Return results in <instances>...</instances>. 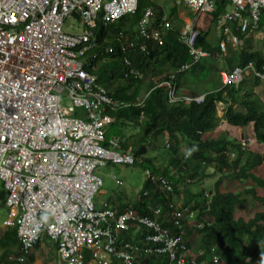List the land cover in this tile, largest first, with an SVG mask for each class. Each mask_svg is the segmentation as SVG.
Returning <instances> with one entry per match:
<instances>
[{"label": "built area", "instance_id": "2783aa9c", "mask_svg": "<svg viewBox=\"0 0 264 264\" xmlns=\"http://www.w3.org/2000/svg\"><path fill=\"white\" fill-rule=\"evenodd\" d=\"M171 1L184 4L195 15L180 30L179 38L191 54L190 62L180 67L184 70L211 57L209 51L196 45L197 21L216 4L215 0ZM228 1L227 10L216 23L218 33L227 36L220 41V48L225 50L227 41L232 45L241 42L238 34L229 35L234 21L237 32L264 38V0ZM137 3L0 0V182L6 189L7 208L2 229L16 228L21 250L19 255L10 256L11 260L23 262L27 255L34 253L37 258L44 253L50 261L55 243L56 256L50 264H153L161 255L167 261L159 264H200L189 245L193 236L183 224L187 220L191 225L193 211L184 208L168 215L149 206L153 216L130 207L118 213L107 200H96L104 185L96 170L108 163L133 165L135 157L133 152L121 150L119 137L107 139V125L113 121L109 111L130 103L113 97L97 80L89 61L114 48L100 46L95 29L98 21L107 24L133 13ZM153 16L148 7L138 22L136 38L120 41L124 52L135 48L146 51L149 41L163 43L164 32L172 23L164 16L154 26ZM124 61L130 66L128 57ZM129 73L137 75L138 71L130 67ZM250 73L264 84V64L258 68L249 62L243 68L221 71L222 86L238 85ZM163 84L170 86L171 101L180 99L174 84ZM184 97L187 103H201L205 95ZM144 99L134 105H142ZM217 106L224 108L222 102ZM250 142V136L240 138L243 147ZM145 174L166 190H173L168 178L149 170ZM45 208L51 213L49 221L38 227ZM126 233L133 238L139 234L138 240H126ZM213 261H218L216 255Z\"/></svg>", "mask_w": 264, "mask_h": 264}, {"label": "trees", "instance_id": "16d2710c", "mask_svg": "<svg viewBox=\"0 0 264 264\" xmlns=\"http://www.w3.org/2000/svg\"><path fill=\"white\" fill-rule=\"evenodd\" d=\"M215 4V9L207 17L197 21L199 35L196 45L209 51L211 57H205L184 70H180V67L190 62L191 54L189 47L179 38L183 21L178 16V4L167 15L157 0H138L133 13L107 24L98 21L95 34L100 46L105 48L111 45L114 50L89 62L94 66L98 82L113 97L131 103L116 111H109L115 118L111 124L119 123L123 128L129 125L140 128L134 135L126 132L110 133L108 127L107 139L119 137L121 150L133 152V165L142 166L144 174L149 170L153 175L168 178L173 184V190L168 191L158 180L152 181L145 174L136 200H122L117 196L116 200L107 201L118 213L130 207L139 214L153 216L149 206L159 207L162 214L168 215L174 213L173 210L181 211L184 208L193 211L191 225L187 220L183 224L187 234L193 236L189 245L198 254L200 264H264V209L258 210L248 219L236 216V210L248 200H256L264 205V196L261 197L258 192L264 190V176L257 174L258 168L264 165V155L254 151L250 145L243 147L239 139L217 130L222 119L234 127L245 128L252 124L255 139L264 144V100L253 90V86L259 84V79L249 76L238 85L225 86H222L220 79L223 69L230 70L249 62L261 67L264 49L255 46V39L246 38L245 34L237 32V23L234 21L230 23L229 35L238 34L240 38H246L245 43L241 49H234L228 42L229 49L225 54L220 48V41L227 39V36L222 33L217 38L214 30L218 17L227 10L229 1L215 0ZM148 7L154 11V26H158L166 16L172 27L165 30L161 45L149 41L146 51L135 48L124 52L120 41L136 38L138 22ZM189 14L194 17L192 11ZM120 33L123 37L119 36ZM210 34L213 35V41L208 38ZM259 42L264 43V38ZM216 55H222L225 62L222 69L215 66L219 77L212 79L214 68L209 62L217 61L214 60ZM125 56L131 61L130 66L126 65ZM130 67L136 69L138 74H130ZM164 81L174 84L176 96L180 99L170 100V86L159 85ZM141 91L146 96L144 102L134 105L141 98ZM204 93L201 103H187L184 97ZM218 102L225 103L222 117L218 116ZM163 135L169 136L175 143L172 147L168 143V152L159 162L156 157L148 156V145L158 146L157 139ZM182 144L188 147L187 159L180 155ZM173 168H177L176 172ZM215 174L219 175L216 181L213 180ZM208 178L213 184L206 188L204 181ZM225 179L249 180L250 184L240 191H221ZM171 204L173 207H170ZM198 223L203 225L198 227ZM137 236L133 238L129 233L124 234L126 240L134 242L138 240ZM55 246L54 243L53 249ZM0 251V264H20L8 259L10 254L19 252L15 227L0 229ZM53 255H56L54 251L51 252ZM213 255L217 256V262L213 261ZM34 260L33 255H30L27 263L33 264ZM166 261L167 257L161 255L154 263Z\"/></svg>", "mask_w": 264, "mask_h": 264}, {"label": "rangeland", "instance_id": "374dc122", "mask_svg": "<svg viewBox=\"0 0 264 264\" xmlns=\"http://www.w3.org/2000/svg\"><path fill=\"white\" fill-rule=\"evenodd\" d=\"M74 23L77 27L80 26L79 23H76V22H74ZM208 38L213 41V35L212 34H210V36ZM260 40L255 39V41H256L255 46L258 49H261V48L264 49V43H260L259 42ZM226 49L228 52L229 46ZM214 60H217V61L209 62L212 65V67L214 68L212 70L213 71L212 79L219 77L218 73L215 70V66L221 67V66H223V63L225 62L223 60L222 55H216V57H214ZM220 69H222V67ZM260 84H261V82L258 85H256V87L259 90V93H262L263 88ZM219 114H222V111H220ZM223 122L224 121L220 122L217 130H221L223 132V134L225 133L227 136L230 135L234 138L239 139L240 133L237 131L238 128L237 127H231V126H229ZM108 127H109L110 133H113V132L125 133L126 132V134L136 135L138 133V131H140L139 126L129 125V126L123 128L119 123L107 125V128ZM244 132L251 134L255 138V136L253 135L252 124L245 127ZM157 143H158V146H155V147H151L148 145V156H154L160 162L162 159V156L165 155L166 152H168V149H169V148H167L169 146L168 143H170L171 147H172V145L175 142H174V140L170 139L169 136L163 135L157 139ZM157 143H156V145H157ZM250 146L252 147V149L254 151H258L264 155V144L263 143H260L255 139V141L252 142L250 144ZM181 152H182V154H180L181 157L188 152L187 145L182 144ZM173 169H174L173 171L176 172L177 168L176 169L173 168ZM209 171L211 172V170H209ZM96 173L101 176V178L103 180V184H104L102 188L104 190H106L105 194H101L100 199H104V198L110 199L111 198V199L115 200L116 197L119 196L122 200H126V198H129L131 200H136L139 196V192H140V190L143 186V182L145 180L144 168L142 166H139V165L108 163L105 166L99 167L96 170ZM257 174H259L260 176H264V165H262L261 167L258 168ZM218 176L219 175H216L213 178V180L216 181L218 179ZM116 179H118L120 181V184L116 181ZM204 182H205L204 184H205L206 188L211 187V184H213V181H211L209 178L207 180H205ZM249 184H250L249 180L244 182V181H234L233 179H229V180L225 179L223 182V185L221 186V191H226V190H233V191L238 190V191H240V190L244 189V187H246V185H249ZM258 192H259V195L261 197L264 196V190L260 189ZM5 198H6V189H5L4 185L0 182V229H2L3 221L7 218V208L4 204ZM100 201H102V200H100ZM263 209H264V205L260 204L258 201L248 200L247 203L243 207H240L236 210V216H238V217L241 216L245 219H248L250 217H253L254 214L258 210H263ZM0 254H1V251H0ZM41 255L42 254H39L38 257L35 259V261L37 262L36 264H48V262L40 263L39 260H41V258H40ZM53 260H54V258L51 256L50 261H53ZM23 264H28V263H27V261H25V262H23Z\"/></svg>", "mask_w": 264, "mask_h": 264}, {"label": "clouds", "instance_id": "9594fccd", "mask_svg": "<svg viewBox=\"0 0 264 264\" xmlns=\"http://www.w3.org/2000/svg\"><path fill=\"white\" fill-rule=\"evenodd\" d=\"M219 37H221V36H219ZM245 37L246 38H253V34L252 35H245ZM246 38H240L241 39V41L242 40H244L245 41V39ZM258 37H255V38H253V39H257ZM259 39H263V38H259ZM244 43L245 42H243L242 44H238V45H232L230 42H229V44L231 45H229L230 47H232V48H234V49H241V47L244 45ZM228 47V41L226 42V48ZM223 52L226 54V52H227V49H225V50H223ZM264 64V63H263ZM255 65V64H254ZM244 66H246V65H244ZM244 66H235V67H241V68H243ZM262 66V65H261ZM234 67V68H235ZM234 68H232V69H234ZM258 68H261V67H258ZM232 69H230V70H232ZM221 71H225L224 69L223 70H221ZM220 71V72H221ZM226 71H229V70H226ZM251 77L252 79H254V78H257V77H255L254 76V74L253 73H250V74H246L245 75V77ZM220 79H221V77H220ZM245 79V78H244ZM243 79V80H244ZM257 79H259V78H257ZM165 82V81H164ZM261 81L259 80V83H260ZM161 84V83H160ZM159 84V85H160ZM261 86H262V88L264 89V84L261 82V84H260ZM253 90L257 93V87L256 86H253ZM141 94H142V96H141V98L139 99V100H141L144 96H145V93L144 92H142L141 91ZM204 95H205V93H204ZM146 97V96H145ZM139 100H137V101H135V103H137ZM126 102H128V101H126ZM130 103V102H129ZM223 103V102H222ZM224 104V108H223V110H220V109H218V106H217V111H218V116L219 117H222L223 116V114H224V110H225V103H223ZM130 105H131V103H130ZM220 111H222V114H219L220 113ZM113 117V116H112ZM115 121V118L113 117V121L112 122H110L108 125H110L111 123H113ZM221 121H224L223 123H226V121L224 120V119H222ZM227 124V123H226ZM241 128V127H240ZM244 129V128H243ZM245 137V136H250L251 138H252V142H254L255 141V138L251 135V134H247L246 133V135H244V134H242V133H240V137H239V141H240V138L241 137ZM252 142H250L249 143V145L252 143ZM248 145V146H249ZM233 156V155H232ZM187 157H188V154L186 153V154H184L183 155V158L184 159H187ZM50 215H51V213H50V211L47 209V208H45L43 211H41V213H40V216H39V220H38V227H43L44 225H46L47 223H48V221H49V218H50ZM20 252H21V250H20V242H19V252L17 253V254H11V255H9L8 256V259L10 258V256L11 257H15V256H17V255H19L20 254ZM31 255H33V254H31ZM30 257V255H27L26 256V258H25V260L23 261V262H25V261H27V259ZM33 257H34V259H36L35 258V255H33ZM11 259H9V261H10ZM11 261H14V262H17V263H22L23 264V262H20V261H17L16 259H12Z\"/></svg>", "mask_w": 264, "mask_h": 264}, {"label": "crops", "instance_id": "0c3cea01", "mask_svg": "<svg viewBox=\"0 0 264 264\" xmlns=\"http://www.w3.org/2000/svg\"><path fill=\"white\" fill-rule=\"evenodd\" d=\"M157 2H158V4L160 5H162L163 7H164V13L165 14H167V15H169L170 13H171V8L173 7V6H175L176 4L174 3V2H171V3H168V4H166V2H165V0H157ZM177 9H178V16H179V18L183 21V24H182V28L187 24V21H193V19L195 18V15H194V17H193V15L192 14H189V10L186 8V6L184 5V4H178V6H177ZM203 17H207V15L206 16H203ZM200 23H203V22H200ZM216 30L217 29H215L214 30V34H216V37H217V35H218V37L219 36H221L219 33H218V30H217V32H216ZM217 37V38H218ZM253 38H255V35H253ZM244 42V40H242L241 42H240V44H242ZM259 90L257 89V93L260 95V97L264 100V93L262 92V93H259L258 92ZM263 91H264V89H263ZM231 127H234V126H231ZM238 128V132L239 133H242V134H246L245 132H244V129L243 128H240V127H237ZM106 193V190H104L103 188L101 189V191H100V193L98 194V196L96 197V200H97V202H99L100 200H110V201H114L113 199H109V198H104V199H100V196H101V194H105ZM116 200V199H115ZM118 201V200H117ZM115 205H116V203H115ZM52 245V244H51ZM53 246V245H52ZM52 251H54V249L52 250ZM55 252V251H54ZM33 255H35L34 253H32ZM11 255V254H10ZM56 256V255H55ZM40 258H41V260H39L40 261V263H42V262H48V264H50L51 262H49V261H47L45 258V254L44 253H42V255L40 256ZM53 258H55L54 257V255H53ZM49 260V259H48ZM37 262L34 260V262H33V264H36ZM20 264H22V263H20Z\"/></svg>", "mask_w": 264, "mask_h": 264}]
</instances>
